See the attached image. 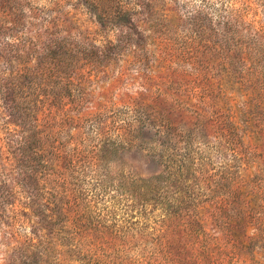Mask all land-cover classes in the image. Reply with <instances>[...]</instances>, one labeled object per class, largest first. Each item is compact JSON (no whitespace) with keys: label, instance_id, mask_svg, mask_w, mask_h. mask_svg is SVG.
Here are the masks:
<instances>
[{"label":"trees","instance_id":"obj_1","mask_svg":"<svg viewBox=\"0 0 264 264\" xmlns=\"http://www.w3.org/2000/svg\"><path fill=\"white\" fill-rule=\"evenodd\" d=\"M20 1L0 0V29L35 25ZM143 1L137 12L122 0H78L94 32L104 36L92 40L87 29L48 32L38 42V108L22 110L9 85L0 84L17 138L14 176L0 180V223L6 218V226L23 229L0 238L2 264H264V163L250 153L251 140L264 132L251 123L245 89L247 77L264 70V22L247 12L250 1L242 11L236 2L219 0L210 12L197 10L190 18L188 29L211 32L215 43L212 53L195 57L216 62L218 78L227 82L212 99V111L197 114L204 140L199 152L189 132L180 146L171 143L169 120L140 108L162 136L154 156L161 167L147 177L111 171L117 152L134 145L125 128L89 148L83 129L94 126L99 135L101 125L68 109L79 104L82 96L74 92L88 80V66L137 56L149 33L178 25L156 8L157 0ZM35 29L39 37L40 26ZM12 63L19 66L15 73L31 72L26 60ZM210 116L216 123L212 142Z\"/></svg>","mask_w":264,"mask_h":264},{"label":"rangeland","instance_id":"obj_2","mask_svg":"<svg viewBox=\"0 0 264 264\" xmlns=\"http://www.w3.org/2000/svg\"><path fill=\"white\" fill-rule=\"evenodd\" d=\"M218 1L157 0L156 8L160 7L165 14L174 16L178 20L177 26H165L149 33L151 38L146 40L137 56L118 57L110 63H96L85 69L87 77L83 78L88 80L81 86L77 85L74 92L82 97L78 105H71L68 109L71 112L79 111L86 117H95V121L101 125L99 135L94 134V126H85L83 129L88 134L87 147L98 145L101 138H114L119 127L125 128L126 138L134 144L130 149L117 152L110 163L111 171L117 168L128 176L147 177L157 173L161 167L154 156L158 152L156 143L162 136L157 134L159 128L149 125L145 117L138 114L140 108L159 112L169 120L172 128L170 133L174 135L171 143L180 146L189 132L193 150L199 152L203 148L201 142L204 140L197 125V114L212 111V99L216 98L221 86H226L227 82L218 78L216 62H205L195 57L200 51L207 55L212 53L215 44L212 33H193L188 26L195 11L210 12V8L216 7ZM231 1L236 2L240 7L238 10L242 11L241 6L250 1L247 12L262 16L264 22V0ZM20 2L24 9L32 10V22L35 25L24 23L23 27L15 28L7 24L0 29V84L5 87L9 85L7 88L14 93L13 101L19 103L20 108L27 112L38 108V71L35 60L38 42L48 32L63 36L64 32L87 29L90 39L100 41L104 35L100 31L94 32L91 17L78 4V0ZM122 2L140 12L139 4L144 5L146 1ZM37 25L41 28L39 37L36 36ZM13 60L28 61L31 72L15 73L19 66L12 63ZM245 85L247 102L252 111L251 123L264 132V70L257 76H248ZM7 112L0 93V180H7L8 175L14 176L10 160L17 138L8 122ZM145 114L148 116L149 112ZM214 120L210 116L206 130L211 142L216 132ZM250 144L251 155L257 157L259 163H264V134L253 138ZM154 212L155 215L158 213L157 210ZM117 214L115 220L119 221L122 210ZM91 216L96 219L95 213H91ZM110 220L111 218H106V221ZM148 220L150 222V218ZM1 221L0 238L7 237L10 232L18 235L23 233L19 223L9 224L8 227L4 223L7 222L6 218Z\"/></svg>","mask_w":264,"mask_h":264}]
</instances>
